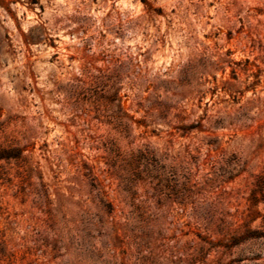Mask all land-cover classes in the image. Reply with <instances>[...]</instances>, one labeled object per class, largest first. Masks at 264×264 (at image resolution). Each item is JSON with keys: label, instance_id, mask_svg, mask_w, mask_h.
Segmentation results:
<instances>
[{"label": "rangeland", "instance_id": "374dc122", "mask_svg": "<svg viewBox=\"0 0 264 264\" xmlns=\"http://www.w3.org/2000/svg\"><path fill=\"white\" fill-rule=\"evenodd\" d=\"M0 147V264H264V0H0Z\"/></svg>", "mask_w": 264, "mask_h": 264}, {"label": "trees", "instance_id": "16d2710c", "mask_svg": "<svg viewBox=\"0 0 264 264\" xmlns=\"http://www.w3.org/2000/svg\"><path fill=\"white\" fill-rule=\"evenodd\" d=\"M22 153L17 148H2L0 147V161L2 160H21ZM186 180L183 183L182 190L179 189L180 181L178 175L173 167H167L164 164L158 165V188L161 191H167L168 195H174L177 197L185 196V193L190 192V189L186 184L189 183V178L186 176L182 177Z\"/></svg>", "mask_w": 264, "mask_h": 264}]
</instances>
